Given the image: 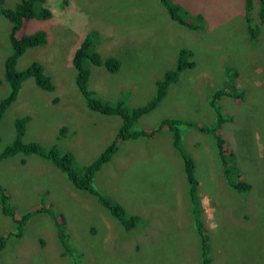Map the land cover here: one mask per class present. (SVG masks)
<instances>
[{"label":"rangeland","instance_id":"obj_1","mask_svg":"<svg viewBox=\"0 0 264 264\" xmlns=\"http://www.w3.org/2000/svg\"><path fill=\"white\" fill-rule=\"evenodd\" d=\"M16 2L2 0V6L12 8ZM170 2L196 29L172 21L158 0H46L51 17L24 21L20 31L41 30L46 42L25 49L14 69L39 64L53 90H40L30 78L20 84L0 119V150L13 139L14 119L23 116L29 117L25 142L44 151L55 145L60 153L72 154L79 168L113 140L121 119L90 110L73 80L71 57L87 32L90 51L119 62L114 74L89 66L87 89L103 100L121 98L127 110L147 102L155 82L174 68L178 50L188 49L193 68L180 72L157 106L132 128L149 132L162 120L176 121L197 181L193 212L182 161L165 128L148 139L119 142L93 177L98 194L128 216H138L128 231L53 166L34 155L16 154L0 160V190L16 218L31 213L20 237L5 241L0 264H201L197 214L209 264H264V28L257 19L258 2L251 0L247 12L244 0ZM8 30L0 14V99L8 91L3 76ZM226 68L231 77L237 74L233 84L240 96L218 101L229 120L217 134L224 141L230 178L238 170L249 185L240 194L225 184L208 132L215 121L208 100L226 82ZM61 128L63 136L57 139ZM46 205L54 218L40 210ZM61 219L70 247L80 255L76 260L61 253L56 232ZM9 232H15V223L0 209V237Z\"/></svg>","mask_w":264,"mask_h":264},{"label":"trees","instance_id":"obj_2","mask_svg":"<svg viewBox=\"0 0 264 264\" xmlns=\"http://www.w3.org/2000/svg\"><path fill=\"white\" fill-rule=\"evenodd\" d=\"M46 0H18L12 8H4L2 6V0H0V14L9 23V30L6 36L8 47L10 48V53L4 59V71L3 76L8 84V91L0 99V119L2 118L5 110H7L10 105L14 102L17 92L20 88V84L26 79H32L35 86L40 90L45 92H51L53 90V85L51 84L49 78L45 76L42 72V68L37 63H32L25 69L17 71L14 69V60L22 54V52L31 47H38L46 42L45 33L41 30L34 31L33 33L27 35L20 33L22 24L24 21L36 20L43 21L48 20L51 17L49 9L44 6ZM258 2V12L257 19L259 24L264 28V0H257ZM160 5H163L166 9L170 19L177 24L181 25L187 29H196L189 18H184V13L179 11L176 5L170 2V0H158ZM251 9V0H244V10ZM181 13L184 14L181 16ZM251 38L254 39V33L249 28ZM90 32H87L81 41L79 42L77 48L74 50L71 57V65L74 69V82L77 86V90L83 98H85V105L93 112H99L105 116H118L121 119V127L117 130L113 140L106 146V148L100 153V155L90 164L84 167H77L75 164L74 157L69 152L60 153L55 145L50 147L47 151L40 148L37 143L25 142L23 135L26 130V125L29 122L28 116H23L15 118L13 121V139L12 141L4 146L0 150V160L7 159L15 156L16 154L22 155H34L39 159L47 162L53 166L56 170L61 172L66 180L72 185L75 190L86 192L92 195L97 203H99L107 213L117 221L120 226L128 231L132 229L138 222V217L128 216L123 208L104 198L98 194L92 187V180L95 173L106 164L109 159L115 154L117 150L118 143L127 140H137L139 138H151L165 128L170 134V142L172 148L176 151L177 155L182 161V170L185 177L187 186V195L190 205L193 208L195 206V190L197 186L196 178L194 177V166L192 160L183 151L180 144V133L176 121L174 120H162L159 122L158 126L149 131H136L134 130L133 124L137 121L140 116L152 111L158 104L159 100L165 94L168 87L177 81V77L180 72L187 69H192L194 62L192 60L193 54L188 49H180L176 54L175 66L172 70L166 71L161 79L155 82V90L153 96L145 102L143 105L135 107L133 109L127 110L124 107L123 100L121 98L115 101H107L98 98L92 91L87 89V80L90 75L89 66L96 68H102L109 74H114L118 70L119 62L113 57L101 58L97 53L90 51L91 37ZM232 70L226 68L225 76L226 82L223 86L215 90L209 97L208 108L213 112L215 116L214 124L208 129L209 135L213 139L215 153L218 158L220 170L225 184L230 190L236 193H244L249 190V185L242 182L239 179L238 170L236 176L230 178L229 166L224 157L223 150V139L217 134L220 126L229 120L225 117L218 105V101L221 98L234 97L237 98L240 95L237 94L234 87V79L237 74L230 76ZM233 84V86H232ZM232 86V88H231ZM226 87V89H225ZM187 127H193V125L185 124ZM195 127V126H194ZM198 131L207 132V130L202 127H198ZM63 128L58 131L57 139L63 136ZM230 154V153H229ZM49 205L40 206V210L46 213L49 217L54 218L52 214L48 211ZM0 209L3 215L11 218L15 223V232H9L4 236L0 237V251L3 249L5 241L9 237L18 238L21 235L22 228L25 221L30 215L29 212H24L17 216H14V208L8 203L7 195L0 190ZM33 211V210H32ZM33 212H38L34 210ZM196 227L200 230L201 234V264H209L210 258L207 256V244L206 237L203 233V228L198 221V214L195 218ZM63 219H61L60 225L57 226V240L61 253L63 255H68L76 260L80 257L79 254L70 247L68 242V235L63 228Z\"/></svg>","mask_w":264,"mask_h":264},{"label":"crops","instance_id":"obj_3","mask_svg":"<svg viewBox=\"0 0 264 264\" xmlns=\"http://www.w3.org/2000/svg\"><path fill=\"white\" fill-rule=\"evenodd\" d=\"M136 217H138V216H136ZM135 226H136V225H135ZM135 226H134V227H135ZM134 227H133V228H134Z\"/></svg>","mask_w":264,"mask_h":264}]
</instances>
